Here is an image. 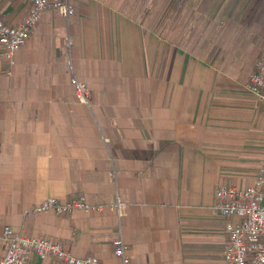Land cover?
Returning <instances> with one entry per match:
<instances>
[{
    "label": "crops",
    "instance_id": "crops-1",
    "mask_svg": "<svg viewBox=\"0 0 264 264\" xmlns=\"http://www.w3.org/2000/svg\"><path fill=\"white\" fill-rule=\"evenodd\" d=\"M171 1L73 0L69 20L43 13L11 74L0 61V261L9 226L105 264H121L119 236L132 264H225L230 219L216 209V190L239 186L226 183L220 168L243 174L240 187L252 184L236 166L253 152L250 166L260 160L264 138L253 135L264 128V113L244 110L245 84L226 83L216 55L200 50L231 49L218 66L248 54L250 78L264 31L234 26V18L250 16V0ZM29 6L0 0V15L17 25ZM73 76L89 89L90 105L79 101ZM218 92L232 107L240 103L248 125L240 139L231 116L215 114ZM217 116L226 120L219 128ZM80 196L100 210L26 214L49 197ZM28 264L63 263L32 254Z\"/></svg>",
    "mask_w": 264,
    "mask_h": 264
},
{
    "label": "built area",
    "instance_id": "built-area-1",
    "mask_svg": "<svg viewBox=\"0 0 264 264\" xmlns=\"http://www.w3.org/2000/svg\"><path fill=\"white\" fill-rule=\"evenodd\" d=\"M27 14L17 25L8 24L0 15V61L9 64L8 74L15 64V55L27 42L35 26L47 10L57 11L66 20L76 14L73 0H28ZM81 103L89 105L87 86L73 76L71 80ZM246 89L264 106V51L256 61ZM216 209L230 220L225 225L227 242L224 249L225 264H264V152L261 163L250 186L241 188L220 185L216 190ZM119 205V202H118ZM81 210H100L84 196L70 200L49 197L27 210L37 216L44 213L73 214ZM233 219H237L234 221ZM7 251L0 264H28L32 254L51 256L63 264H105L96 256H74L61 242L37 236H28L12 227L4 229ZM129 245L122 236L114 241V254L121 264H132Z\"/></svg>",
    "mask_w": 264,
    "mask_h": 264
},
{
    "label": "rangeland",
    "instance_id": "rangeland-1",
    "mask_svg": "<svg viewBox=\"0 0 264 264\" xmlns=\"http://www.w3.org/2000/svg\"><path fill=\"white\" fill-rule=\"evenodd\" d=\"M259 1L260 0H250V2H249L250 16L248 18L247 17H236V18H234L233 21H234L235 27H243L244 28L245 24L248 23L250 35H254V34H257L259 32L264 31V9H263V11H260V2ZM171 3H175L174 0L171 1ZM257 5H259V6H257ZM223 44L224 43L218 44V46L223 45ZM200 51L206 52V53H209V51H210V59L213 58L211 54L214 53L217 57L218 63H219V60L221 58L227 62H229L228 60H231L228 58V55H226V53H223V52H231V49H228V48L223 49V48L218 47L215 50L212 49V50H200ZM234 53H235V51H234ZM217 60H216V62H217ZM236 60H237V58L234 57L233 61H236ZM250 61H252V57H249V55L247 54L243 58L239 59L238 63H234V64H227L226 63V64H222V66H220V65L218 66V63H217L216 65L214 64V66H217V70L220 71L219 72L220 74H222L221 78L224 77V78L228 79L225 81L226 83L230 84V82H231L232 83L231 85L233 87H240V86L245 84L242 92L246 93L247 97H245L242 94L243 97L238 98V100L246 101V99H249L250 100L249 103L243 104V109L248 110L249 108H252V111L254 113H259L261 115L264 113V107L256 100L255 96L246 89V84H247L246 82L249 78L250 70L252 67V65L249 64ZM242 62H244V63H242ZM230 76L231 77L233 76L232 77L233 81H230ZM234 90H240V89H234ZM219 94H220V92H218V96L216 98L217 100H216L215 104L217 107V112L215 111V114L216 113L220 114L222 109L225 110V112H224L225 118L227 119L229 115L232 118L231 119L232 122L229 123V128L234 131V135H236L235 138L240 139V137H241L240 135H242V131H244L245 129H248V125L245 126V123H244L245 121L243 120L244 117L242 116V113L240 112V108L238 106V104H240V103L236 101L232 107L230 102L234 101V100L229 101L230 98L228 96L220 97ZM233 94H235V92H233ZM91 103H92V101L90 98L89 99V105ZM239 116H241V118ZM211 118H213V116H211ZM215 121L217 123V127L219 128V126H221L222 123H224V121H226V120L221 116L220 117L217 116V118H215ZM253 136L257 140L264 138V128L263 129H257L254 132ZM236 145H238V144H236ZM263 145H264V141H263ZM263 145L258 146L260 152L262 151V154L260 153L261 158H262V155L264 152L263 151V149H264ZM217 150H218L217 152L219 153V147H217ZM259 150H257V151L259 152ZM253 155H254V152L250 153V156L246 162L245 161H243V162L238 161L239 164L236 167L242 168V169H240L242 172H245V173L250 172L251 173L250 177L253 176V178H254L256 175L255 172L257 170L254 173L252 171L257 166V163L258 164L261 163V158L259 160V157L256 155L254 157V159H255L254 162L250 166L252 159H253L252 158ZM259 165H258V167H259ZM250 167L252 168L251 170H250ZM220 170H221V174L223 176V179L225 180L226 183L237 184L239 187H240V185H242L239 183H243V177H241V176H244V175L243 174L237 175V173L235 171L236 168H234V170L233 169L231 170L227 166L224 165L222 168H220ZM237 176H239V177H237ZM237 179H238L239 183H236ZM241 188H243V187H241Z\"/></svg>",
    "mask_w": 264,
    "mask_h": 264
}]
</instances>
